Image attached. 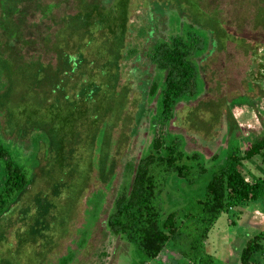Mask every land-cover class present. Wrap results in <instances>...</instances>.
Wrapping results in <instances>:
<instances>
[{
  "label": "rangeland",
  "instance_id": "obj_1",
  "mask_svg": "<svg viewBox=\"0 0 264 264\" xmlns=\"http://www.w3.org/2000/svg\"><path fill=\"white\" fill-rule=\"evenodd\" d=\"M112 1L0 0V135L23 144V152L31 150L36 159L27 161L34 165L29 185L0 216V264H186L180 255L185 237L167 242L150 259L123 237L100 231L113 197L127 185L125 165L132 166L142 152H153L147 144L154 130L145 117L153 109L154 119L159 113L153 97L144 96L141 103L139 80L136 87L127 85L128 61L111 68L116 81L104 78L95 62L79 59H97L108 42L104 31H91L93 41L85 42L87 35L75 17L86 6L106 10ZM155 5L163 11L162 24H168L160 26L162 32L170 27L176 32L177 19L184 30L198 22L193 27L206 44L197 94L176 104L164 130L166 140L179 137L185 154L196 153L205 168L217 169L224 165L227 147L237 144L238 155L243 154L264 133V0H197L199 13L187 0H129L131 40ZM174 7L177 19L172 14L166 18ZM61 51L74 53L66 55L71 61L66 81L52 85L66 69L58 58ZM100 53L98 63L106 59ZM103 98L108 103L101 113ZM23 107L28 116L20 113ZM50 107L73 112L61 131L47 115ZM188 158L182 161L191 162ZM237 168L246 177L263 176L264 159L256 154L241 159ZM209 174L191 184L170 175L159 194L161 212L174 211L181 219L199 210L195 199ZM263 225L261 201L222 211L204 242L211 264H238L241 244ZM263 250L264 241L250 264H264Z\"/></svg>",
  "mask_w": 264,
  "mask_h": 264
},
{
  "label": "trees",
  "instance_id": "obj_2",
  "mask_svg": "<svg viewBox=\"0 0 264 264\" xmlns=\"http://www.w3.org/2000/svg\"><path fill=\"white\" fill-rule=\"evenodd\" d=\"M187 1L192 5L194 12L199 13L197 0ZM128 6L129 0H113L106 10L95 5L86 6L74 19L76 26L81 27L87 35L85 42L89 45L94 38L91 31H104L105 45L108 42V46L104 45L101 53L97 52V56L94 54L100 58L99 53H106L103 62L98 63V58L85 59L81 55L79 59L87 64L95 62L103 71L104 78L112 77L116 81V73L111 72V68L116 70L122 61H128L125 73L128 70L130 77L126 79L127 85L136 87L135 81H140L143 105L147 96L159 101L157 118L154 119L157 111L154 109L151 115L145 117L147 126L154 130L147 144L153 152H142L132 166L131 163L125 165L129 172L127 185L113 197L112 209L101 219L100 231L123 237L134 245L137 252L150 259L157 256L167 242L185 237L188 239L186 250L181 249L180 255L186 264H211L213 256L206 252L204 242L220 213L237 203L261 201L264 205V175L246 177L237 168L241 159L256 154H261L264 159V133L248 143L243 149V154L238 155L237 144L227 147L224 165L217 169L205 168L196 153L185 154L180 148L182 144L179 137L166 140L168 134L164 130L173 117L176 104L187 96L197 94V71L203 59L205 39L193 27L198 25V22L189 23L190 29L184 30L181 27L182 21L179 24L180 21L175 17L176 7L166 14V18L172 14L173 19H177V31H172L170 27L169 31L162 32L160 26L167 27L168 24H162L163 11L155 5L153 10H147L146 17L135 30L131 40L133 24L129 23ZM68 53L74 52H59L58 58L66 69L62 70L60 78L52 79V85L60 79L66 81L65 74H68L71 63L67 60ZM75 54L79 56L80 52L75 51ZM139 64L143 67L139 68ZM132 77L134 81L130 82ZM114 87L115 85L113 89ZM107 103L103 98L98 106L103 110L98 109V112H104ZM67 108L64 113L48 108L47 115L50 120H54L57 130L61 131L68 125L65 124L66 121L72 119L73 112ZM27 109L23 107L19 111L28 116ZM30 113L36 115L35 110H30ZM138 121L140 116L137 117ZM155 130H159L157 134H154ZM21 145L23 144L5 140L0 135V216L9 209L19 193L27 188L32 177L34 165L28 164L27 161L30 159L36 162V159L32 158L31 150L24 153ZM186 155L191 162L182 161ZM207 172L210 174L204 183V189L195 199L199 210L188 211L182 214L181 219L174 211L161 212L159 194L170 175L191 184ZM262 241L264 225L247 236L241 244L238 264H250L253 252L262 246ZM136 264H145V261Z\"/></svg>",
  "mask_w": 264,
  "mask_h": 264
},
{
  "label": "built area",
  "instance_id": "obj_3",
  "mask_svg": "<svg viewBox=\"0 0 264 264\" xmlns=\"http://www.w3.org/2000/svg\"><path fill=\"white\" fill-rule=\"evenodd\" d=\"M262 256L264 257V250H263V252H262Z\"/></svg>",
  "mask_w": 264,
  "mask_h": 264
}]
</instances>
